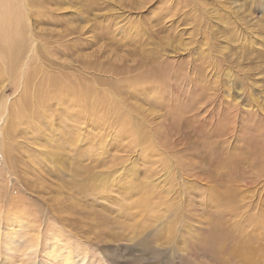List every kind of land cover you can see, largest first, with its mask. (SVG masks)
I'll return each mask as SVG.
<instances>
[{
  "label": "rangeland",
  "instance_id": "1",
  "mask_svg": "<svg viewBox=\"0 0 264 264\" xmlns=\"http://www.w3.org/2000/svg\"><path fill=\"white\" fill-rule=\"evenodd\" d=\"M42 72L95 90L98 146L76 175L72 123L0 132V264H264V0H0V119Z\"/></svg>",
  "mask_w": 264,
  "mask_h": 264
},
{
  "label": "bare ground",
  "instance_id": "2",
  "mask_svg": "<svg viewBox=\"0 0 264 264\" xmlns=\"http://www.w3.org/2000/svg\"><path fill=\"white\" fill-rule=\"evenodd\" d=\"M21 53H22V45L20 43L14 42L12 40L8 42L6 48L3 51L2 62H1L6 72L11 73L16 69L18 61L21 57ZM33 69L35 70L34 71L32 70L33 71L32 74L28 73L27 75H25V77L22 78L23 86H24L23 88H29V86L31 85V82L32 83L34 82L35 80L34 75L38 73V71H37V67H34ZM39 76H40V81L38 82V84L35 83L33 87L35 88L34 90H31V89L18 90L16 92L17 94L15 95V97L12 98V100H10V102L7 105L5 104V113H4L5 115L3 119L2 118L0 119V126H1L0 132L2 133V139L9 140V143L7 145L10 151L9 160L11 158H16L19 155L18 153H16V151L21 152V149H22L21 143H19V146H18L17 144L10 143V140L18 141L19 139H28L31 137L33 140V143L36 146V144L39 143L40 139H44L47 137L46 129L50 128L49 125L53 126L55 119L58 118L59 121L62 122L63 124L72 123V127L68 129L71 139L68 142L66 141L68 143V145L66 146L69 148L75 149L73 152V158H74L73 169L75 170L76 173H73V174L78 175L79 170L75 167H76L77 162L79 161V158L82 157V152H80L79 149L82 147L83 144H85V147L87 148V150L93 157L94 150H96L95 148L98 146L96 137H97V133L100 132L99 122L101 119L97 118L99 107L97 106L98 102L96 100V92L95 90H91L89 88H81V86L78 84L73 86L72 82L63 81V80L58 79L57 77L56 79L55 77L54 79L50 78L51 75L48 77V75H46L43 72ZM45 86L47 87V89L45 88L46 90L44 89ZM1 93H2V90H0V96H1ZM103 104H104V100H103ZM83 114H85L89 118L88 121H83L82 119ZM30 131L31 133H29ZM41 135L44 138H42ZM15 137L18 139H14ZM99 143L101 145H105L106 140L100 139ZM54 145L56 146V144ZM36 147L37 148H34V149H40L41 152L43 151L41 149L42 146H36ZM46 147H49V146H46ZM34 155L35 154H30L29 152L27 157L32 158ZM93 159H96V157ZM48 161L56 162L57 158H50V155H49ZM20 170L23 172L22 166H20ZM57 171H58V168H57ZM71 196L73 198H77L78 194L76 195L73 193ZM53 198L55 201H57L56 204L59 205L58 206L59 209L61 210L62 208H64L66 211L65 212L61 210L57 212L58 219L67 221V218L69 216L78 215L76 214V213H79L78 208L75 207L74 203L72 204V208L70 207L71 209H69L68 204L65 202H60L61 200L60 198L57 197V195ZM34 234H35L34 236L35 240L32 242V245L30 247L28 246V248H30L31 259H33L36 255V253L33 252V249L35 246H37V243L35 241L37 239L38 234L36 233ZM22 244L23 243H19V245H22ZM54 250L55 249L53 248V250H51V253ZM14 252H15V249H14ZM63 258L64 257L60 255L56 260L57 262L49 261V262H46L45 264H84V261H85V258H81L79 261L75 260L73 263H71V261H68L67 258H64V260Z\"/></svg>",
  "mask_w": 264,
  "mask_h": 264
}]
</instances>
